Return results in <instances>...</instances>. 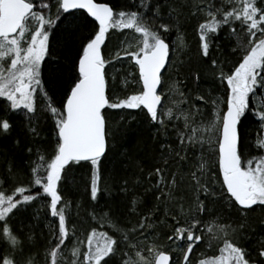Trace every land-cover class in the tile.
<instances>
[{
    "label": "snow or ice",
    "instance_id": "1",
    "mask_svg": "<svg viewBox=\"0 0 264 264\" xmlns=\"http://www.w3.org/2000/svg\"><path fill=\"white\" fill-rule=\"evenodd\" d=\"M185 5L191 9L189 17L204 15L197 25L199 54L202 59H210L220 82H226L224 100L199 93L194 100L191 90L185 91L187 77L173 79L169 75L172 68L177 76L181 75L170 55L168 34L173 29L179 32ZM110 30H133L141 39L135 50H129L132 45L121 41L123 48L108 58L105 49ZM222 32L234 40L230 51L239 56L228 73L223 70L225 60L210 56L213 45L220 50ZM179 43L183 45L182 38ZM56 52L68 55L70 65L53 60ZM122 58L133 62L138 77L132 83L140 88L113 101L108 69ZM127 75L132 77L133 73ZM189 75L199 82V71ZM111 79L115 81L116 75ZM261 89L264 0H192L190 4L189 0H180L179 4L175 0H55L54 5L53 0H0V139L11 136L16 118L32 141L45 139L41 120L52 123L51 141L25 145L30 157L28 183L16 186L11 194L0 190V264H35L34 254L25 252L31 248L35 233L25 231L24 220L39 218L41 210L52 222L47 250L50 264H61L66 259L62 249L76 231L75 225L70 231L71 203L63 202L60 185L73 168L87 165L91 170L90 198L94 202L100 199L102 166L116 160L106 109L139 110L155 132L153 139L163 138L158 166L144 178L145 191L153 193L157 203L125 228L113 219L110 209L103 210L100 216L94 212L93 220L108 223L115 232L110 235L91 228L82 260L79 245L85 241H78L71 249V264H191L190 255L204 239L205 231L213 234L210 241L222 240V246L219 255L201 259L198 264H264V238L257 249V259L236 237L245 222L213 226L203 219L209 213V203L217 199L235 208L245 220L250 211L264 209V128L258 130L252 145L245 143L241 131L243 122L250 117L264 122V105L257 109L252 103L258 94L264 98ZM197 100L213 106L208 120H204ZM221 104L226 110H221ZM170 129L175 132V144L170 142ZM13 143L19 145L20 140ZM119 155L130 159L127 148ZM137 167L143 172L139 161ZM17 176L10 164L8 176L0 178V186L15 181ZM186 177L193 193L187 200L177 195ZM120 191L129 194L126 179ZM140 204V196L133 193L128 204L130 214H135ZM165 226L170 227L166 235L170 244L158 245L159 229ZM168 247L179 249L182 261L174 260Z\"/></svg>",
    "mask_w": 264,
    "mask_h": 264
},
{
    "label": "trees",
    "instance_id": "2",
    "mask_svg": "<svg viewBox=\"0 0 264 264\" xmlns=\"http://www.w3.org/2000/svg\"><path fill=\"white\" fill-rule=\"evenodd\" d=\"M98 2H111V0H98ZM175 2L179 4L180 0H175ZM191 2L192 0H189V4ZM221 3H223V0H221ZM224 6L229 7L230 5L224 4ZM190 11V7L185 5L183 8V15L180 19L181 27L179 32L173 29L168 34V42H170V37H173L179 44V47L176 45L177 53L172 60L175 66L179 68L181 75L177 76L175 68H172L170 70L171 76L173 79H183L185 76L187 77L185 91L190 89L194 100L197 93L204 95L206 98L211 97L213 99L221 95L225 99L227 92L225 86L226 82H220L216 75L217 69L211 66L210 59H202L199 54L197 25L204 18V15L199 14L189 17ZM52 13L55 14V7L52 8ZM180 38H182L184 42L182 46H180L179 43ZM122 39L121 34H117V36L111 35L109 37L110 42L108 43L107 49H105L106 57L110 58L111 54L117 50V45ZM243 40L246 42V36L243 37ZM219 44L220 50L217 51L215 45H213L210 56L212 58L225 60L226 63L223 66V70L228 73L233 69L234 63L239 59L238 55L230 51V49L235 46V42L233 39L226 37L222 32L219 37ZM52 59H59L60 62L65 65H70L71 63L68 55L59 52L54 53ZM124 63L125 62L117 66L115 70L117 79L115 81L112 80L111 87L109 83V95L111 96L112 88H116L118 91L116 95L120 99L128 95L132 87L131 84L127 83L128 85L126 87L120 88L118 84L125 85L124 80L127 79V74L129 72H132L134 77H136V73L131 70L133 69V64H130V70H128V65H123ZM196 71L200 72L199 82H195L192 76L189 75L190 72L194 73ZM42 75H46V73H42ZM115 91L116 90H114V92ZM261 92H264V89H261ZM37 101L38 105L42 107V105H40L41 97L38 96ZM195 102L199 105L201 103L204 104V118L208 120L210 105L205 102H198V100ZM252 102L255 104L256 108L259 109L261 105H264V98L258 94L253 97ZM106 113L110 133L114 137V142L116 144V160L114 163H108L102 166L100 187L103 191L100 199L94 202L90 198L89 184L91 180V170L87 165L73 168L69 177L65 181H62L60 185L63 202L71 203L70 207L73 212L68 215L70 222L72 220L76 226L78 225V227H81V230L94 227L92 225V214L95 212L100 216L105 209H110L113 219L119 221V226L121 228H125L128 224H135L140 219L142 213H146L157 203L153 193L145 191L147 182L144 178L147 176L148 171L154 166H158L156 160L159 153V143L162 142L163 138L157 137L153 139L155 132L145 121L143 114L139 113V110L131 111L125 109L110 111V109H106ZM133 116L135 117L134 119ZM40 127L42 136L45 139L32 141L21 120L16 118V126L11 136L6 139H0V178L8 176V167L10 164L13 169L18 172L15 181L10 180L7 184L0 186V190L5 191L6 194H11L16 186L20 184L26 185L28 183L29 176L27 173L29 172V168L27 164L30 157L26 152L25 145H31L33 142L35 144H43L51 141V121L41 120ZM261 128H264V122H259L258 118L250 117L243 122L241 131L247 145L253 144V141L257 137L258 130ZM169 131L170 142L175 144V132L171 129ZM17 138L20 140L19 145L13 143ZM125 148L128 149V157H130V159L119 155ZM249 150L253 155L256 154L253 148ZM31 158L35 159V156ZM138 161L144 169L143 172L137 167ZM172 170H175V166H173ZM213 170L215 169L213 168ZM138 178L142 181L141 183H138ZM125 179L128 181L130 188L128 195L120 191L121 184ZM188 183L189 180L186 177L177 190V195L185 196L186 200L193 196L191 189L188 187ZM215 187L219 190L218 184ZM133 193L140 196L141 204L136 209L135 214H130L128 204ZM201 198H203V196ZM42 203V201L38 202L36 207L39 208ZM159 215L162 216L163 213L161 212ZM203 219L207 223L216 224H227L231 222L233 225H238L241 222H245L244 229H238L236 237L239 238L241 246L252 253L253 258L258 259V257H256V252L262 238H264V209L257 208L255 211H250L245 220L235 208H229L224 201L217 199L215 203H209V213L205 214ZM171 223L172 221L169 217V224ZM24 224L26 225L25 231L31 229L35 233L31 248H26L25 252L34 254L33 259L35 264H50V256L47 250L50 247L49 242L51 240V219H45V212L41 210L39 218L30 221L25 219ZM159 232L161 235L158 238V245L168 246L170 242L167 241L166 235L170 234V227H161ZM200 244L201 242L194 247L193 253L190 255L191 264H198L195 259L200 254ZM168 250L172 252L174 260L182 261V252L179 249L168 247ZM17 258L23 259V257L20 256Z\"/></svg>",
    "mask_w": 264,
    "mask_h": 264
},
{
    "label": "rangeland",
    "instance_id": "3",
    "mask_svg": "<svg viewBox=\"0 0 264 264\" xmlns=\"http://www.w3.org/2000/svg\"><path fill=\"white\" fill-rule=\"evenodd\" d=\"M117 34H121L122 35V38H123L122 41H124L125 44H131L132 45V47L129 50H135L136 44L141 39L139 34H136L133 30H124L123 33L119 32V31H115V30H110V36L111 35L117 36ZM170 38L171 39H170L169 43H170V48H171V53H172V54L171 53L170 54L172 56L171 58L173 59L175 54L177 53L176 52V45L179 47V44H178L177 40H175L173 37H170ZM180 46H182V45H180ZM122 48H123V45L121 44V41H120L118 43L116 49L118 50V49H122ZM117 50H115L114 52H116ZM114 52H113V54H111V56L115 55ZM111 56H110V58H111ZM123 62H125L123 65H128L127 69L130 67V64H133V62L130 59H128V58H122L120 61L114 62L113 66L109 67V69H108L110 87L112 85V79H111L112 75H115V72H116L115 70L117 69V66H119V64H121ZM128 70H130V68ZM131 70H133L136 73V77H138V72H136V69L133 67V69H131ZM169 75L171 76V72H169ZM136 77H134V75L132 77H128L127 76L126 80L128 81V84H131V87H132V90H131L130 93H128V95L132 94L133 91H138L139 88H140L139 84L132 83V80L135 79ZM128 84H125V85L124 84H122V85L118 84V86L120 88H124ZM114 90H116V91L114 92ZM117 92L118 91H117L116 88H112L110 98L113 101H115V99L117 98V95H116ZM214 99L224 100V97H222L221 95H218ZM198 102H203V101H198ZM165 103L168 104V106H171V104L169 103L168 99L165 100ZM209 105H210V113H209L208 119L211 118L212 110H213V106L210 103H209ZM203 106H204V104L201 103L200 104V108L204 112ZM184 107H187V106L185 105ZM220 108H221L222 111L225 110L223 104L220 105ZM116 110L119 111V110H125V109H110V111H116ZM131 111H135V110H131ZM197 119H199V117H197ZM204 120H205V118H204ZM71 212H73V211H72L71 207H69L68 215ZM68 222H69V228H70V231H71V226L75 225V224H74V222L72 220L70 222L69 217H68ZM94 222H95V224H94ZM215 224L216 223H213V226H215ZM92 225L95 228H97V230L100 231V232L107 231V232H109L110 235L114 234V232H115L114 228L111 227L108 223H101L99 220H93L92 221ZM90 230L91 229H89V228L81 230V227H78V225L77 226L75 225L76 235L71 238L70 242L66 241V247L62 249V257H66V259H62L61 260V264H71V260H72L71 249L77 245L78 241H85L84 244H80L79 245L80 249H81V260H82V253H83V251L86 250V236L90 232ZM203 235H204V239L201 241V244H200L201 248L199 249L200 254L195 259L197 263L204 256H210V258L206 259V260H210L211 258L219 255L220 254L219 249L222 246V240H220L219 238L212 239L210 241V237L213 235L212 233H208V232L205 231L203 233ZM145 243H147V242H145ZM156 243L159 244L158 239H157ZM131 255H132V258H135L134 250L132 251ZM119 259H120V254L117 255V260H119Z\"/></svg>",
    "mask_w": 264,
    "mask_h": 264
},
{
    "label": "bare ground",
    "instance_id": "4",
    "mask_svg": "<svg viewBox=\"0 0 264 264\" xmlns=\"http://www.w3.org/2000/svg\"><path fill=\"white\" fill-rule=\"evenodd\" d=\"M54 3H55V0H53V4H54ZM197 34H198V33H197ZM208 258H210V256H204V257H202L201 259H205V260H206V259H208ZM201 259H200V260H201Z\"/></svg>",
    "mask_w": 264,
    "mask_h": 264
}]
</instances>
